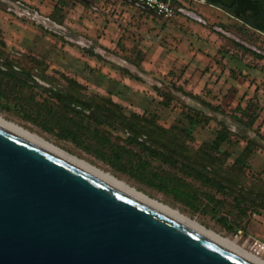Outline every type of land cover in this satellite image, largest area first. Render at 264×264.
Here are the masks:
<instances>
[{
  "label": "rangeland",
  "instance_id": "1",
  "mask_svg": "<svg viewBox=\"0 0 264 264\" xmlns=\"http://www.w3.org/2000/svg\"><path fill=\"white\" fill-rule=\"evenodd\" d=\"M40 1L42 12L49 6L53 20L90 42L92 51L3 9L0 47L4 41L5 51L21 52L16 62L24 69L36 75L46 71L52 87L75 108L88 105L84 115L105 121L111 127L102 128L112 138L136 136L145 147L172 158L175 168L151 160L150 169L184 186L157 189L150 180L160 179L147 173L133 177L124 160V171H117L29 122L13 104L0 102V117L264 260V251L253 245L254 239L264 244V34L187 0L177 2L204 23L179 15L165 20L127 0ZM36 98L42 99L38 91ZM187 114L207 123L193 125ZM221 132L226 140L215 148ZM179 167L195 170L224 190L203 186ZM234 197L244 206L238 208ZM252 202L257 211L249 208Z\"/></svg>",
  "mask_w": 264,
  "mask_h": 264
},
{
  "label": "water",
  "instance_id": "2",
  "mask_svg": "<svg viewBox=\"0 0 264 264\" xmlns=\"http://www.w3.org/2000/svg\"><path fill=\"white\" fill-rule=\"evenodd\" d=\"M0 264L250 263L0 128Z\"/></svg>",
  "mask_w": 264,
  "mask_h": 264
},
{
  "label": "trees",
  "instance_id": "3",
  "mask_svg": "<svg viewBox=\"0 0 264 264\" xmlns=\"http://www.w3.org/2000/svg\"><path fill=\"white\" fill-rule=\"evenodd\" d=\"M252 55L262 59L260 56L255 54ZM0 102L5 103L6 105L8 103L9 105L13 104L12 107L14 109L23 111L24 118L29 122L42 125L44 131L55 134L60 140L74 143L87 153L94 154L97 158L101 159L117 171H124L122 167V161L124 160L129 166L127 171H135L132 173L133 177L141 178V174L147 173L157 178L158 181L160 179V182L158 183L150 180V185L157 189L168 191L170 183L175 191H178L179 187L184 186V183L181 182V180L174 183L173 178L163 179L160 175L153 173L150 169V162L148 161L151 160L175 168V161L172 158L158 153L151 148L145 147L136 136H128L122 141L119 138H112L109 134V130H104L102 128L103 126L108 128L111 126L98 117L93 115L85 116L80 112L71 109L68 105L58 106L47 100L44 102H38L33 95H26L22 87L12 85L2 79H0ZM163 104L167 105L166 102H163ZM7 106L6 109H9V106ZM187 118L193 125L202 126L207 123L206 120L201 119L198 116H190L187 114ZM225 140L226 133H219L215 148ZM120 142H123V144H120ZM132 167H136L137 169ZM177 169L183 174L192 177L194 180L201 182L203 186L224 190L220 184L208 181L195 170L184 169L181 167ZM233 200L238 208L240 205L244 206L245 204L244 200L239 197H234ZM249 208L253 211H257L259 206L252 202L249 204ZM260 209L264 210V205L260 206Z\"/></svg>",
  "mask_w": 264,
  "mask_h": 264
},
{
  "label": "flooded vegetation",
  "instance_id": "4",
  "mask_svg": "<svg viewBox=\"0 0 264 264\" xmlns=\"http://www.w3.org/2000/svg\"><path fill=\"white\" fill-rule=\"evenodd\" d=\"M198 5L208 6L220 12L229 15L231 18L240 21L249 29L264 34L262 27L263 13L258 3L251 2L250 0H233L230 7L225 8L219 0H187ZM185 9L182 4H177L178 9ZM0 9H3L6 14L15 18L16 20L24 19L34 26L40 28L51 36H57L67 43H72L86 48L84 50H91L80 36L72 35L68 30H62L56 21L53 20L51 15L42 14L35 7L29 5L24 0H0ZM35 13L40 14L41 17H35ZM179 16V12H177ZM186 18V17H185ZM261 28V29H260ZM262 30V31H261ZM6 42L1 43L0 47V79L9 82L12 85L22 87L24 93L28 96H34L38 102L50 101L58 106H69L84 115L88 109V105H83V108H75L69 97L56 90L49 81V77L44 71L40 75H36L33 71L26 70L18 64L17 59L22 57V53L12 50L5 51ZM90 52V51H87ZM76 83V82H75ZM37 91L42 95V99L38 100Z\"/></svg>",
  "mask_w": 264,
  "mask_h": 264
},
{
  "label": "bare ground",
  "instance_id": "5",
  "mask_svg": "<svg viewBox=\"0 0 264 264\" xmlns=\"http://www.w3.org/2000/svg\"><path fill=\"white\" fill-rule=\"evenodd\" d=\"M0 128L26 141L27 143L41 149L42 151L64 161L65 163L82 171L83 173L95 178L96 180L116 189L117 191L127 195L128 197L136 200L137 202L151 208L152 210L171 219L172 221L180 224L181 226L207 239L208 241L229 251L230 253L243 259L244 261L250 264H264V260L260 259L259 257L253 254L248 253L247 251L243 250L242 248L231 242L229 239L223 238L222 236L206 229L197 222L192 221L189 218L180 214L179 212L171 209L170 207L154 199L149 198L145 194L130 187L126 183L119 181L110 174H107L102 170L78 159L77 157L68 154L67 152L59 149L53 144L43 140L41 137L37 136L36 134L30 133L29 131L23 129L22 127H19L3 119L2 117H0Z\"/></svg>",
  "mask_w": 264,
  "mask_h": 264
},
{
  "label": "built area",
  "instance_id": "6",
  "mask_svg": "<svg viewBox=\"0 0 264 264\" xmlns=\"http://www.w3.org/2000/svg\"><path fill=\"white\" fill-rule=\"evenodd\" d=\"M128 2H131L136 7L153 13L157 17H160L165 20H171L175 17V15H178L177 12L182 16L180 13V9L177 10V4H179L175 0H127ZM38 14V13H35ZM38 17H41L40 14H38ZM59 28L62 30H65V28L60 24ZM85 44L88 45V47L91 46V43L88 42L86 39H82ZM254 247L258 248L260 251H264V244H261L258 240H253Z\"/></svg>",
  "mask_w": 264,
  "mask_h": 264
},
{
  "label": "crops",
  "instance_id": "7",
  "mask_svg": "<svg viewBox=\"0 0 264 264\" xmlns=\"http://www.w3.org/2000/svg\"><path fill=\"white\" fill-rule=\"evenodd\" d=\"M25 2H27L29 5H31V6H33V7H35L37 10H39L41 13H44V14H47V15H50V13H48L49 11H50V7L49 6H46V5H44V6H46V7H48V10L46 11V12H42V9H41V7L40 6H43V2H41L40 0H37V2L39 3V5L38 4H35L33 1H31V0H24ZM175 1H178V0H175ZM55 7V6H54ZM54 7H53V9H54ZM53 9H52V12H53Z\"/></svg>",
  "mask_w": 264,
  "mask_h": 264
}]
</instances>
